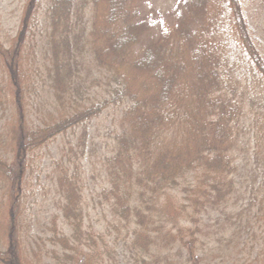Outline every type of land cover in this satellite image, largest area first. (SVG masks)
<instances>
[{"label":"trees","instance_id":"1","mask_svg":"<svg viewBox=\"0 0 264 264\" xmlns=\"http://www.w3.org/2000/svg\"><path fill=\"white\" fill-rule=\"evenodd\" d=\"M91 1L96 0H26L15 35L0 40L5 80L0 101L11 105L13 122L6 130L11 144L0 148V264H40L47 258L51 264H123V259L127 264H187L176 254L180 236L169 227L170 210L175 216L181 211L171 209V193L180 187L194 192L196 180L210 176L199 194L212 205L224 204L230 192L226 178L235 171V129L243 115L242 100L222 72L226 53L218 54L214 43L223 27L219 23L227 20L233 40L263 83L264 56L241 0H223L224 5L177 0L168 27L154 0H103L102 22L93 30L86 17ZM40 19L43 30L36 26ZM124 69L148 77L150 89L132 90ZM4 84L7 95H1ZM94 87L106 95L85 106L81 101ZM52 94L56 99L49 103L61 113L50 112L38 122L33 99L48 102ZM116 102L124 103L121 130L112 154L102 158L111 183L101 192L114 219L106 233L84 235L77 165L86 153V122ZM78 126H83L79 141L54 162L58 217L68 231L57 230L53 222L38 247L50 248L39 257L33 254V262L19 240L30 156Z\"/></svg>","mask_w":264,"mask_h":264},{"label":"rangeland","instance_id":"2","mask_svg":"<svg viewBox=\"0 0 264 264\" xmlns=\"http://www.w3.org/2000/svg\"><path fill=\"white\" fill-rule=\"evenodd\" d=\"M217 1L218 4L224 5L223 0ZM241 1L252 38L264 56V0ZM25 2L26 0H0L1 41L6 42L15 35ZM153 3L152 6L160 16L163 26L168 27L172 23L171 12L177 0H154ZM102 6L103 0H96L91 1L89 9H86L89 29L93 30L102 22ZM219 24L223 27L220 33L215 34L214 43L218 54H222L223 49L226 53L227 59L222 60V72L227 74L231 87L236 89V95L242 100L239 101L243 112V115L239 117L237 130L235 129L238 136L232 154V166H235V171L226 178L228 184L226 189L230 192L224 204L220 205H212L202 198L199 192L201 188L206 189L207 181L210 184L212 179L210 176L208 179L199 177L196 180L198 187L194 192L187 193V187H180V190L173 191L170 199L174 204L171 209L178 211L181 207V211L179 216H175L170 210L169 227L182 239L180 242V237H176L180 247L176 254L187 264L193 261L199 264H262L264 258V83L233 40L227 20ZM36 26L43 30L45 24L40 19L36 22ZM123 74L132 90L141 94L144 87L150 89L148 77L133 75L128 69H124ZM3 76V68L0 64V82L4 83ZM114 85L117 84L114 83ZM3 86L5 89L1 95H7V86L5 84ZM105 92L102 87H94L85 97L88 100L81 102L85 106L98 102L104 98ZM41 93L45 94V91L40 89ZM33 97H35L34 94ZM50 97L48 102L39 98L44 101L43 106L36 105V102L40 101L38 98L33 99L35 104L32 107L33 118L38 122L47 120L50 112H54L57 117L61 113L56 110L60 108L59 106H54V110L53 105L49 103L54 102L56 96L52 94ZM123 104L122 102L110 104L89 123L86 122V153L80 159V166L77 165L78 171H82L81 226L84 235L90 232L106 233L108 223L114 219L101 194L102 190L109 188L111 183L108 181L109 177L105 175L102 158L113 152L115 135L121 130L118 121ZM6 106H9V111ZM10 111H12L11 105L5 102L2 104L0 101V148L3 150H6L8 143L11 144L6 132L7 127L13 123L11 118H8ZM37 121L35 122L38 123ZM82 128L83 126H78L68 129L30 156L27 169L28 186L24 202L25 214L21 227L19 226L21 232L19 240L23 244V250L28 251L29 260H35L33 254L37 253L39 257L45 253L46 248H50L47 245V247L43 246V250L38 249L44 241L43 231L52 228L53 222H56L57 230L65 233L68 231V227L58 217L61 203L54 187L57 179L54 173V162L66 154L69 147L76 145L82 135ZM188 198L193 200L190 201ZM2 213L6 217L5 210ZM124 235L125 232H122V236ZM108 240L111 245L114 235L108 237ZM122 261H124L123 264H127L125 259ZM40 264H51V260L47 258Z\"/></svg>","mask_w":264,"mask_h":264}]
</instances>
